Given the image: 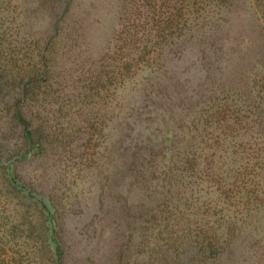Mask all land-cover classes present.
I'll return each instance as SVG.
<instances>
[{
	"label": "rangeland",
	"instance_id": "374dc122",
	"mask_svg": "<svg viewBox=\"0 0 264 264\" xmlns=\"http://www.w3.org/2000/svg\"><path fill=\"white\" fill-rule=\"evenodd\" d=\"M34 71L40 92L23 96ZM96 73L116 89L101 121L110 148L90 129ZM156 82L168 90L149 98ZM140 124L142 135L170 130L173 148L191 150L187 130L217 142L201 181L161 190L142 240L144 179L98 165ZM207 237L228 240L213 264H264V0H0V264H177L197 261L189 246Z\"/></svg>",
	"mask_w": 264,
	"mask_h": 264
},
{
	"label": "trees",
	"instance_id": "16d2710c",
	"mask_svg": "<svg viewBox=\"0 0 264 264\" xmlns=\"http://www.w3.org/2000/svg\"><path fill=\"white\" fill-rule=\"evenodd\" d=\"M156 3H158L161 0H154ZM155 8V7H154ZM159 8V6H156V9ZM171 13L168 14V21H169V27L172 28V30L176 29L177 20L180 18V15L177 8H172ZM68 12V8L65 7L62 9V14L65 15ZM177 13V14H176ZM170 18V20H169ZM124 29H128L129 27H123ZM184 26L179 30L180 33L184 31ZM131 29V28H130ZM132 29H135V27H132ZM127 33V32H125ZM124 33V34H125ZM161 39V38H160ZM121 43L124 45L126 44H134L135 40L131 38L130 35L125 36L124 38L120 39ZM150 45V43H149ZM151 46L157 47L153 43ZM159 51V49H158ZM35 66V64H34ZM37 71H34V75L29 76L26 84L23 86V89L20 90L21 95H38L41 89L40 83L41 78H38L37 75H35ZM98 73H96V76L90 81L88 80V118L94 117L96 123V126L90 127V129L95 133V137L100 140V142H106L105 148L111 147V140L110 138H103V131L108 130L107 127H105L103 124L101 125V121L106 118V113L108 109V104L111 102V96L112 91L116 90L115 86L108 84L104 85L103 81L101 80L100 76H97ZM40 77H43V75H39ZM155 79V77H154ZM29 86V87H27ZM165 86V85H163ZM145 88H141L140 92H137L138 95V101H143L146 99V96L143 97V91ZM156 89H161L160 91L166 92L168 89L162 88L157 82L155 83V86L152 87V89L148 93V97L151 98L153 95H159L155 94ZM153 94V95H152ZM165 103H163L165 106L167 105L166 112L162 113L165 115H171L170 111V102L166 99ZM142 109V107H141ZM128 111L127 116L125 118L126 120L131 122L133 125H135V119L132 117V114ZM142 111H140L141 114ZM154 113L160 114V109H154ZM145 114H148V112H145ZM161 115V114H160ZM14 120L19 124L22 128L25 127V117L23 113H21L19 110L16 111L15 116L13 117ZM142 124H140V127L137 133H132V131L128 132L127 139L123 141L124 147L123 150L119 149L114 152H107V154H113L115 158H111L109 162H102L99 160V154H97L96 160L100 161L98 163L99 169L102 171L104 170L107 175L111 174L110 179L114 180L117 173V171H120L119 173L123 174V179L127 180L130 178L134 182H136L137 178H142L144 181L142 183L144 184L143 187V193L145 192V195H142L144 202V207L146 210V214H144L145 218H142L139 220V236L141 240L145 237H150V239L153 237V233L156 229L154 225L151 224L153 221V217L156 219L154 215H152L153 212H157L158 210L154 211L156 207H154L156 204L158 205H164L165 198L171 191L172 187H175L177 185V178L182 179L184 177H190L192 175V178L201 181V170H200V161L203 160V150L207 146V143L210 146H214L217 144L216 141H213L212 136L207 135L204 133L203 135H200L199 133H196V130H193L195 133V137L191 136V133L189 130H187V133L190 137H187L188 139H191L194 144H192L191 150L186 151L185 149H178V146L173 148L170 144L172 143V138L170 135V130L164 132L162 135H159L157 133H149V131H146V135H142L143 132L141 131ZM101 130V134L97 131ZM133 130V129H132ZM30 134V132L25 131V136L27 137ZM133 134V135H131ZM122 138L121 134H119V138ZM184 138V136H183ZM182 138V139H183ZM188 141V140H187ZM89 143H92L90 140H88ZM199 143V145H198ZM94 144V143H93ZM138 145L142 146L143 148L138 149ZM198 145V146H197ZM93 145V148H98L99 146ZM105 148L101 147L100 149ZM210 149V147H207ZM121 150V151H120ZM108 158V157H107ZM115 170V171H114ZM145 176L150 177L149 178V190L146 188V183L148 182V178ZM153 190L151 191V189ZM166 189V196H163L162 191ZM148 190V191H147ZM162 190V191H161ZM151 194V196H150ZM165 197V198H164ZM51 222V233L54 234L56 223L53 220H50ZM150 223V224H149ZM202 228L199 230L198 234L201 232ZM236 233L238 230L235 229ZM150 231L152 234H150ZM147 233L149 235H147ZM228 233H226L227 235ZM227 242L221 239L217 238H205L204 240L197 241V238L195 239L193 245L189 246V249H196V252L193 253V255L196 256L198 259L197 261L194 260H187L186 262H179L177 264H213V260H217L218 257H221L223 255V247L222 245H228ZM178 246L170 247L173 252L175 250H178ZM177 256H179V252H177Z\"/></svg>",
	"mask_w": 264,
	"mask_h": 264
}]
</instances>
